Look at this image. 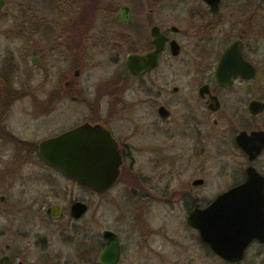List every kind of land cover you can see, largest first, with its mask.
Returning a JSON list of instances; mask_svg holds the SVG:
<instances>
[{"label":"flooded vegetation","instance_id":"flooded-vegetation-1","mask_svg":"<svg viewBox=\"0 0 264 264\" xmlns=\"http://www.w3.org/2000/svg\"><path fill=\"white\" fill-rule=\"evenodd\" d=\"M46 3L42 12L31 5L23 24L26 82L13 86L12 71H0V264H170L163 252L182 246L178 222L220 264H264V243L253 240L239 261H225L189 223L242 184L248 167L264 177L256 166L264 148L249 161L235 140L264 132V109L249 108L264 103V0ZM230 49L238 61L219 83ZM131 56L142 58L139 73L129 69ZM104 66L119 70L95 81ZM55 114L70 127L47 136ZM83 125L111 136L121 159L103 190L40 153L45 140ZM232 132L244 163L211 198L210 142L226 144ZM101 156L96 165L106 170Z\"/></svg>","mask_w":264,"mask_h":264},{"label":"water","instance_id":"water-1","mask_svg":"<svg viewBox=\"0 0 264 264\" xmlns=\"http://www.w3.org/2000/svg\"><path fill=\"white\" fill-rule=\"evenodd\" d=\"M5 6V0H0V15ZM232 50L218 64L215 78L219 83L229 79L223 74L227 66H234L238 61ZM141 64L142 58L138 56H131L128 60L129 69L135 74L142 70ZM249 108L253 113H260L264 103L252 102ZM96 131L97 136H93ZM235 140L249 161L264 148L263 131L250 135L243 132ZM101 151L107 152L106 158L110 162L106 170L99 166L101 163L96 165L102 158ZM40 153L50 166L98 190L113 184L119 174L121 159L115 142L98 127L83 125L51 137L41 143ZM189 223L197 229L199 237L215 255L225 261H239L251 241L264 243V177L248 167L246 180L242 184L219 195L209 209L195 211Z\"/></svg>","mask_w":264,"mask_h":264},{"label":"rangeland","instance_id":"rangeland-1","mask_svg":"<svg viewBox=\"0 0 264 264\" xmlns=\"http://www.w3.org/2000/svg\"><path fill=\"white\" fill-rule=\"evenodd\" d=\"M6 6L0 18V71H12L13 79L12 85L19 86L26 82V72L31 68V54L27 50L25 24L29 7L35 6L40 12L46 6L47 0H5ZM119 70L118 66H104L96 69L95 81L100 76L109 75L112 71ZM261 78H259V81ZM67 118L59 114L50 116L49 119V134L54 135L70 127V125H63ZM257 126L259 129L264 130V117L258 119ZM237 129L233 127V131ZM231 134L228 143L223 144V139H211L210 142V197L214 193L219 192L218 186L220 183L225 182L228 176H238L239 170L237 165L243 164L244 160L239 157V153L234 150L232 144ZM231 142V143H230ZM220 155V156H219ZM256 166L258 169L264 171V152L257 161ZM242 169V165H241ZM62 181L61 179H58ZM220 188V187H219ZM187 232L184 231L178 222L176 237L177 241L182 246L175 249H167L164 251V256L170 257V264H220L211 255L195 246L194 241L187 237Z\"/></svg>","mask_w":264,"mask_h":264}]
</instances>
